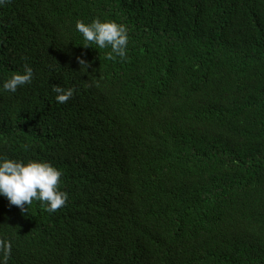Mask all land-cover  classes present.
Returning a JSON list of instances; mask_svg holds the SVG:
<instances>
[{
  "label": "trees",
  "instance_id": "1",
  "mask_svg": "<svg viewBox=\"0 0 264 264\" xmlns=\"http://www.w3.org/2000/svg\"><path fill=\"white\" fill-rule=\"evenodd\" d=\"M95 18L125 57L83 46ZM25 64L0 156L50 162L68 200L0 196L9 264H264V0H6L0 85Z\"/></svg>",
  "mask_w": 264,
  "mask_h": 264
},
{
  "label": "clouds",
  "instance_id": "2",
  "mask_svg": "<svg viewBox=\"0 0 264 264\" xmlns=\"http://www.w3.org/2000/svg\"><path fill=\"white\" fill-rule=\"evenodd\" d=\"M5 2L0 0V6ZM75 28L84 39L83 46L95 44L101 49L110 47L111 51L107 53V59L110 60L126 56L129 43L126 25L95 18L89 23L78 20ZM77 59L86 70L88 62L80 57ZM32 80L33 69L25 64L22 71L14 72L2 82L0 92L15 93L19 87L30 84ZM53 92L57 93L55 99L61 104L74 94L72 88L66 89L60 85H54ZM62 174V170L47 161H23L0 156V196L7 198L10 205L19 207L22 212H27L33 201L40 202L47 212H53L68 200V193L60 188ZM11 253V240L0 237V264H9Z\"/></svg>",
  "mask_w": 264,
  "mask_h": 264
}]
</instances>
